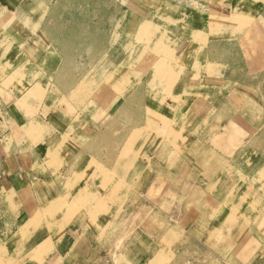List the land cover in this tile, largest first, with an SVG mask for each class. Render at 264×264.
<instances>
[{
    "label": "crops",
    "instance_id": "1",
    "mask_svg": "<svg viewBox=\"0 0 264 264\" xmlns=\"http://www.w3.org/2000/svg\"><path fill=\"white\" fill-rule=\"evenodd\" d=\"M167 1L169 21L177 27L163 30L172 42L183 35L178 8L191 6L197 15L207 18L211 14L228 16L231 0ZM116 2L120 9L112 26L116 31L123 18L118 32L122 38V29L127 26L130 32L134 19L147 21L144 13L152 5L147 0ZM1 4L9 9L20 6L25 14L2 24L8 25L6 29L0 28V122L9 119L0 129V264H263L264 239L258 236L248 263L243 258L233 260L229 252L220 250L237 246L247 234L234 228L228 237L226 228L233 215L231 200L238 204L248 198L241 196L253 179L246 172L248 162H222L210 168L194 154L200 148L210 151L217 146L215 152L225 154L248 138L243 125L228 127L226 106L234 104L222 89L223 82L215 80L217 68L206 62L208 27L203 31L205 43L192 42L188 56L180 62L183 73L170 90L161 88L145 97L146 113L154 111L168 119L175 130H157L160 137L144 130L137 138L128 130L104 143L100 138L93 140L96 129L105 122L101 107L69 100L63 86L57 92L58 65L53 54L49 51L35 59L23 48L28 46L23 43L37 41L39 18L32 14L33 0H0ZM134 5L142 11L131 13ZM220 27L229 31L232 25L225 22ZM15 35L21 42L5 53L6 43ZM189 41L181 44L177 55ZM227 67L224 65V73ZM210 71V77L202 75ZM235 85L242 86L240 82L231 86ZM169 93L181 101L174 103ZM243 94V99L251 96L248 91ZM194 106L202 112L193 114ZM239 109L245 114L252 110L243 105ZM143 126L159 127L147 117ZM225 128L232 129L230 134L224 133ZM134 139L133 145L140 142L142 152L136 157L134 153L140 149L133 146L124 156V145ZM191 149L196 150L191 153ZM105 151L109 152L107 158ZM115 184L121 188L115 194L118 198L105 205ZM236 185L242 188L238 193L232 190ZM258 195L261 198L255 197V208L261 211L264 195ZM218 231L223 232L219 249L214 242Z\"/></svg>",
    "mask_w": 264,
    "mask_h": 264
},
{
    "label": "bare ground",
    "instance_id": "2",
    "mask_svg": "<svg viewBox=\"0 0 264 264\" xmlns=\"http://www.w3.org/2000/svg\"><path fill=\"white\" fill-rule=\"evenodd\" d=\"M157 1L167 9L165 13L151 9L149 18H154L155 16L157 23L151 24L148 18L146 22H139L136 18L132 22V30L128 32L127 26L124 27L122 29L124 37L120 38L118 32L122 25L121 22L123 18H120V21L116 24L117 30L114 31L113 28H115V25H112L114 24L115 18L103 22L102 18L99 16L102 10L97 5H94L87 0H33L31 7L32 14L39 18L37 26V41L34 43H30V41L23 43L24 45L28 44V46H23V48L29 49L28 51L35 59L43 57V55L46 54L45 50L48 47V43L53 44V28L59 26L58 23L63 21V19H67L66 17L68 13H70L69 9L72 8L73 5L78 4L80 5L79 7L84 6L85 11L80 18L69 24L72 29L71 34L57 43L52 54L54 58H56L60 75L62 78H66L67 70L70 68L69 61L73 57V54L80 51L82 47L89 48L87 53L81 56L77 63L86 71L84 76L86 79L97 80L95 92L89 97L90 100L88 101L93 106L97 105L101 107V111L105 112V115L108 117V122L104 126L105 130L121 128L119 120L122 117L126 122L127 117L125 115L127 112L139 118L142 117V114L143 116L145 115L144 113L141 114L132 109H128L125 91L127 89L132 90L134 87L136 99L141 100L142 96L143 101H145L147 93L145 92L140 96L143 91L137 86V88H135V85L137 84L136 82L139 80L138 77L141 75H143L141 77L143 81L144 77H146V89L163 88L168 79L173 80L175 74V72L173 73V70L175 71V69L171 68L170 56L176 55L175 58L178 56L177 58L182 61V59L187 56L186 53L189 48L187 46L179 55H177L178 49L181 48V44L184 41L188 42V39L190 40V43L199 40L204 42V40L198 37V34L200 31L207 30V27L210 29V40H208L206 44H211L213 52H211V58L207 59L206 57V61L211 60L215 63L221 62L223 60L221 57L225 56V50L239 46L243 50V57L246 59L262 52L263 55L257 60V68L255 69L259 70L260 68H264V0H240L243 1L245 6H247V9L249 10L248 12L253 15H251L248 24L240 22L239 24L232 25V28H229V31L225 28H221L220 24L222 22L212 15L207 18L200 14L199 18L191 6L180 7V9L178 8L180 16L178 21L182 23L180 32L182 31L183 35L181 36V39L173 40V43L171 42L172 45H169V41L167 42V32L165 33V30H163H173L177 27L173 22L169 21L171 19V14L169 12L170 8L168 6L169 2L167 0ZM188 1L193 2V0ZM195 1L197 2V0ZM178 2L180 1H177V3ZM22 10L23 9L20 6L19 9L11 8V11L8 12L4 18L0 15V23H7L11 21L12 18L15 21L16 15L22 17L25 14ZM5 11L6 9L3 7L0 10V13L4 14ZM238 16L241 17L242 14H238ZM233 17L235 18V15H233ZM127 20L128 21L126 22L129 24L130 19ZM206 20H209L212 24L208 25ZM196 25L199 26L197 27ZM7 26L8 25H4V27ZM11 28H14V24L9 26L10 30ZM97 31L101 32V37L98 40L94 37V34ZM196 31L197 34L195 35ZM251 31L254 33L253 37H250ZM145 32H147V34H145ZM20 42L21 40H19V36L15 35L14 40L9 41L6 47L12 49V47H17L16 43ZM260 71L262 72V70ZM133 77H136L137 79H133ZM148 78H150L149 81H147ZM94 82L95 81L92 83ZM241 84L242 86L239 87L237 85L231 86L232 84L228 83L225 87L227 90L223 88L225 94H227L226 96L232 98L234 104L233 107L226 106V109L229 111L230 126L238 124L242 126L245 124L246 114L243 111L240 113L241 116L238 114V117L234 115L236 111H241L239 105L247 106V108H250L252 109L251 111H253L258 108L255 104L256 102H259V99L264 103V92L261 93V95H263L259 97L254 91L248 90L246 86H243V83ZM244 91H248L249 95H251L248 99H243L245 98L243 94ZM238 95L241 96V98L235 99V96ZM243 100L245 101L244 104ZM193 108H197L198 110L201 109L199 106H194ZM122 129L125 130L124 127H122ZM259 141L262 142L263 138H256V136H254V139H252L250 143L254 144ZM231 155L232 154H230V156ZM253 158H256V156L251 154V159ZM236 160L237 158H234L232 162ZM263 189L264 184L259 183L254 191H261Z\"/></svg>",
    "mask_w": 264,
    "mask_h": 264
},
{
    "label": "rangeland",
    "instance_id": "3",
    "mask_svg": "<svg viewBox=\"0 0 264 264\" xmlns=\"http://www.w3.org/2000/svg\"><path fill=\"white\" fill-rule=\"evenodd\" d=\"M88 2L97 5L102 12L99 14V16L102 18L103 22H106L109 19H113L115 18V15L117 16V13L120 9V7L117 5L118 3L116 2L117 0H87ZM149 5H152V7L150 8L153 10H157V11H162L163 13H165L167 11V9L162 6L161 3H159L157 0H147ZM203 0H197V2L194 0L195 4H201ZM218 5H221V2L219 3V1H217ZM159 3V4H158ZM228 16L225 15H213L215 18H218L219 21H221L222 23H227V24H231V25H236L241 23L244 24H248L251 15H253L252 13L248 12L249 10L247 9V6L244 5L243 1L240 0H231L228 2ZM132 3H130L131 5ZM80 5H73L72 8H70V13H68L67 15V19H63V21H61L60 23H58L59 26H57L56 28H53V40L52 43L53 44H49L48 43V47L46 48V52H53L54 49L56 48V45L58 42L62 41L63 38L68 37V35L71 34L72 29L70 27V22L72 21H76L80 18V16L83 14V12L85 11V7H79ZM133 6V4L131 5ZM135 6V5H134ZM5 7L6 11L4 14L0 13V15L4 18L5 15L11 11V8L9 9L6 4H1L0 5V10ZM135 10H131L132 12L135 13H139V11L141 12L142 9H140V7H134ZM150 11L145 12L144 14L146 15V18H148L152 23H157V19L152 17H150ZM2 12V11H1ZM238 14H242L241 17L238 16ZM233 15H235V18L233 17ZM197 17L200 18V15H197ZM202 19V18H201ZM227 26V25H226ZM224 26V27H226ZM0 28L6 29V27H3L2 23H0ZM246 28V27H245ZM88 34V33H87ZM197 34V31L195 32V35ZM205 35H203V31H200L198 34V37H200L202 40L206 41V37L203 38ZM254 36L253 31H251V35L250 37ZM94 37L98 40L101 37V32L97 31L94 34ZM209 38V37H208ZM207 38V41H208ZM171 39H168L167 42L170 41ZM192 41V40H191ZM194 42V41H192ZM9 42L6 43V45ZM192 43H189L188 48H191ZM209 53L206 55L207 59L211 58V52H213V49L211 48V44H209ZM89 48L87 47H82L80 49V51H78L77 53L73 54V57L70 59V68L67 70V76L66 78H62V76L60 75V70L57 67V73H56V86H57V92L59 91V86H63L66 89V96L69 98V100H74V101H78L81 104H86V102L88 104H86L87 106H93L91 105V103H89L88 100H90V96L95 92L96 89V82L97 80H91V79H86L85 73L86 71L80 67L78 65V61L81 58V56H83L85 53H87V50ZM10 50L9 47H4L3 51L6 53ZM12 50H14V47H12ZM1 53V52H0ZM186 53V52H185ZM243 50L241 49V47L236 46V47H232L229 50H225L224 51V55L223 57H221L223 60L221 62H212L211 60L206 61L207 63H210V66H215L217 69L214 70L216 73H214V75H216L215 80L217 81H221L223 82V88L225 90H227L225 87L226 85H228V83L230 84H234L237 82L240 83H246V88L248 90H252L255 92V94L259 97H261V93L264 92V68H260L259 70L255 69L257 68L256 63L257 60H259L262 57V52H259L257 55L255 54L253 57L246 59L243 57ZM176 56V55H175ZM175 56H170V64H171V68L175 69V71L173 70L174 74V78L173 80H167L165 85L163 86L164 89L166 90H170L171 86L173 84H175L179 78V75L181 73H183V69L180 66V62L181 59L179 58H175ZM188 56V55H187ZM169 57V56H168ZM238 57V58H237ZM41 58V57H40ZM204 58V57H203ZM178 59V60H177ZM197 64V63H196ZM217 65V66H216ZM224 65L227 67L228 65H230V67H227V73L223 72V67ZM259 68V67H258ZM262 70V72L260 71ZM213 73L212 71L210 72H203L202 75H204V77H210ZM253 73V74H252ZM143 75L138 77V81L136 82L137 84L135 85V88L139 87L140 90H142L143 92L140 94V96L142 94L146 93H150L152 91L161 89V88H157V89H149V88H145L147 85L146 82V77H144V81L143 79H141ZM238 78H236V77ZM133 79H137L136 77H133ZM141 79V81H140ZM7 78L4 79V81H6ZM150 78H148L147 81H149ZM243 80V81H242ZM93 81H95L94 83H92ZM137 86V87H136ZM222 88V89H223ZM146 89V90H145ZM237 92V91H236ZM235 92V93H236ZM170 94V93H169ZM186 94V93H185ZM28 93L25 95L27 96ZM258 97V99H259ZM125 98H126V103L128 105V109H132L136 112L139 113H144L145 115L139 118L134 116L133 114L130 113H126V122L125 120L121 117L119 120L120 126L121 128H114L113 130H105V124L108 122V117L105 115V112H102V116L105 118V122L103 124V127L100 126L98 127L96 130L98 131V134H96V136L93 138V140H98L100 138V140H104V143H110L113 138H114V134H118L124 135V132H127L128 130H130V132L132 131V134L135 135V138H137L139 135H142L144 130H152L154 133L158 134V137H160L159 135L162 133L161 132H157V130H171L173 132V130H175L174 128V123L173 125L171 124V121H169L168 119H163L162 117H159L158 115H156L153 112L150 111V113H146V107L144 106L145 101H143L142 96H141V100H137L136 99V94H135V89L133 87L132 90L127 89L125 91ZM170 98L173 100V102L177 103V101H181L180 97H178V95H173L170 94ZM240 99L241 96H235V99ZM23 99V98H22ZM21 99V100H22ZM20 102V100H19ZM21 103V102H20ZM254 105V104H253ZM256 106H258V108L256 110H253L250 112V114H246V121L245 124L243 125L245 128H247L246 130H248V138L243 140L242 143H238L233 149L228 150L225 154H223V152H219L217 154L216 149L219 147L217 146V148L215 150H210V151H201L202 148L199 149V151L194 152L195 150L191 149V153L194 152L195 156L199 158L198 162L201 164L207 163L208 166L210 168H215L217 166L220 165V163L225 162L229 165H235L232 160L235 158H237L236 162H248L247 168H246V172L247 174L252 177V181L250 186H248L247 188H245V195H241V196H248L247 199L243 198L241 200H238L239 203L236 204L235 201H232V208H233V215H229V219L227 221V224H229V226L226 228V233L227 236L229 237L233 231L234 228H240L243 230V234L245 232H247V234L245 235V239L243 241H241L237 246H229L226 248H222L221 246H219V238L223 235V232L218 231L215 233L214 235V242L217 245V249L220 250L226 254L227 252H229L231 259H236L239 260L241 258H243V260H245V262L248 263L249 259L252 258V253L256 251V244H255V238L258 236V238L260 240L264 239V210H257L255 208V197L257 198V196L259 198H261L258 193H261L264 195V189L261 191H254L255 187H258L259 183H263L264 184V165L262 166L260 163L264 164V147H263V143H264V103L260 101L256 102L255 104ZM20 106V105H18ZM197 109V108H196ZM193 108V110H191V112L193 114H196L198 112H200L201 110H196ZM90 114V111H84ZM202 112V111H201ZM240 113H242L241 111H236L234 113V115L237 116L240 115ZM229 116V113L227 114ZM232 115V114H230ZM241 116V115H240ZM146 117L148 118V120H151L152 122L155 123V126H159L156 130L151 128V129H146L144 128L143 124H144V120H146ZM238 117V116H237ZM190 117H186L185 118V122L188 121ZM254 118V120H253ZM0 120H2L1 116H0ZM7 121H9L8 118H4V122H0V129L5 126L8 125ZM184 121H182V124L184 123ZM234 121V120H232ZM159 123V124H158ZM153 124V123H152ZM161 124V125H160ZM185 124V123H184ZM230 124V122H229ZM112 125V124H111ZM172 125V126H171ZM239 125V124H238ZM236 125L237 127H243L241 125ZM235 126V125H233ZM233 126H228V127H233ZM122 127H124L125 130L122 129ZM230 128H225V132L227 134H230V131L232 129ZM212 130V127H211ZM170 131V132H171ZM171 132V133H172ZM137 136V137H136ZM154 136V135H153ZM254 136L263 138L262 142H255L254 144H251L250 141L252 139H254ZM152 137V136H151ZM134 140L132 141H128L126 142V144L123 147V152H124V156L127 155V152H130V150L133 149V146H136V150H138V148L140 149L139 151H136L134 154L136 157H138V155H140V153L142 152L141 150V146H139L138 144H134ZM131 148V149H130ZM209 152H211V154H208ZM214 152V153H213ZM109 152L105 151L104 153V158H107L105 155H107ZM189 155V152H185V154ZM204 156L206 158H202L200 157ZM208 154V155H207ZM230 154H232L230 156ZM251 154L256 156V158L251 159ZM238 155V156H237ZM233 156V158H232ZM128 157V156H127ZM189 157V156H188ZM220 157V158H219ZM126 158V157H125ZM239 159V160H238ZM235 162V161H234ZM102 172H104V170H102ZM249 177V178H250ZM102 188L106 190V185L104 183H101ZM119 184H115L112 192H110L106 198L104 199L105 201V205L106 203H111L113 201H116V199L118 197H115V194L117 195V190H120L121 188H117ZM241 188V186L236 185L232 188V190H235V193H238L237 191H239ZM126 190V188H125ZM258 192V193H257ZM234 193V192H233ZM231 193V198L232 194ZM234 196V195H233ZM229 197V198H230ZM234 205V206H233ZM103 208H105V206H102ZM225 237V235H224ZM222 243V241H221ZM247 247V248H246ZM223 249V250H222ZM264 249V247H263ZM246 250L248 251V253L246 252ZM251 262L249 261L248 264H250ZM218 264V263H216ZM223 264V263H221ZM251 264H255V262L253 261V263ZM264 264V261H263Z\"/></svg>",
    "mask_w": 264,
    "mask_h": 264
}]
</instances>
